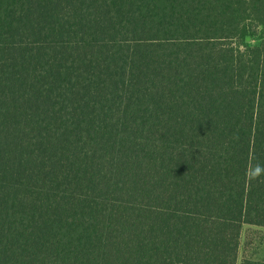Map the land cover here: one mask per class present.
I'll return each mask as SVG.
<instances>
[{"label":"trees","instance_id":"1","mask_svg":"<svg viewBox=\"0 0 264 264\" xmlns=\"http://www.w3.org/2000/svg\"><path fill=\"white\" fill-rule=\"evenodd\" d=\"M256 163L264 0H0V264H236Z\"/></svg>","mask_w":264,"mask_h":264},{"label":"rangeland","instance_id":"2","mask_svg":"<svg viewBox=\"0 0 264 264\" xmlns=\"http://www.w3.org/2000/svg\"><path fill=\"white\" fill-rule=\"evenodd\" d=\"M250 43L255 45L257 40ZM244 260L264 262V227L242 226L236 264Z\"/></svg>","mask_w":264,"mask_h":264},{"label":"clouds","instance_id":"3","mask_svg":"<svg viewBox=\"0 0 264 264\" xmlns=\"http://www.w3.org/2000/svg\"><path fill=\"white\" fill-rule=\"evenodd\" d=\"M261 177H264V164L256 163L251 169L249 179L257 180Z\"/></svg>","mask_w":264,"mask_h":264},{"label":"water","instance_id":"4","mask_svg":"<svg viewBox=\"0 0 264 264\" xmlns=\"http://www.w3.org/2000/svg\"><path fill=\"white\" fill-rule=\"evenodd\" d=\"M247 40H248V38H247Z\"/></svg>","mask_w":264,"mask_h":264}]
</instances>
